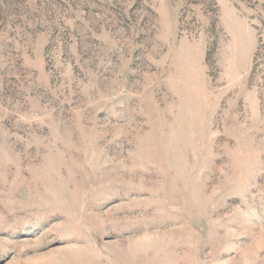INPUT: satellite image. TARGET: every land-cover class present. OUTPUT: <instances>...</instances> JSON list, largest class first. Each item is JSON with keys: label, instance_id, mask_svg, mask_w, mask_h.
<instances>
[{"label": "rangeland", "instance_id": "1", "mask_svg": "<svg viewBox=\"0 0 264 264\" xmlns=\"http://www.w3.org/2000/svg\"><path fill=\"white\" fill-rule=\"evenodd\" d=\"M0 264H264V0H0Z\"/></svg>", "mask_w": 264, "mask_h": 264}]
</instances>
